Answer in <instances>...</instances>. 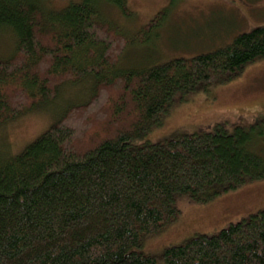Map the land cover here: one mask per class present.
I'll return each mask as SVG.
<instances>
[{"label":"trees","instance_id":"16d2710c","mask_svg":"<svg viewBox=\"0 0 264 264\" xmlns=\"http://www.w3.org/2000/svg\"><path fill=\"white\" fill-rule=\"evenodd\" d=\"M102 2L129 14L126 0H0L9 44L0 53V129L67 83L92 84L18 153L0 150V264H264V208L165 247L161 261L142 250L177 219L179 199L206 203L264 179L248 129L219 123L131 143L176 100L264 58V24L211 52L124 69L126 47L147 41L165 11L127 36Z\"/></svg>","mask_w":264,"mask_h":264},{"label":"rangeland","instance_id":"374dc122","mask_svg":"<svg viewBox=\"0 0 264 264\" xmlns=\"http://www.w3.org/2000/svg\"><path fill=\"white\" fill-rule=\"evenodd\" d=\"M69 1L51 0V3L62 6ZM126 4L128 15L104 2L101 8L108 12L111 23L122 28L127 36H134L159 11L164 10L165 14L146 35L147 41L126 47L117 65L124 69L211 52L229 45L238 34L264 24V0H126ZM8 47L5 36L1 37L0 53L5 54ZM91 89L90 83H67L58 89L51 102L4 124L0 129V140L3 139L0 150L6 155L18 153L56 120L55 115L63 110L68 99L83 102ZM219 123L228 130L236 125L248 129L254 150L264 157V58L246 65L230 81L200 86L176 100L158 124L131 143L138 145L176 134L213 130ZM3 143L9 146L4 147ZM177 206V219L143 241L142 250L159 261L165 247L179 244L197 233L212 234L264 208V179L248 181L206 203L181 198Z\"/></svg>","mask_w":264,"mask_h":264},{"label":"bare ground","instance_id":"6f19581e","mask_svg":"<svg viewBox=\"0 0 264 264\" xmlns=\"http://www.w3.org/2000/svg\"><path fill=\"white\" fill-rule=\"evenodd\" d=\"M128 12V11H127ZM154 29V28H153Z\"/></svg>","mask_w":264,"mask_h":264}]
</instances>
